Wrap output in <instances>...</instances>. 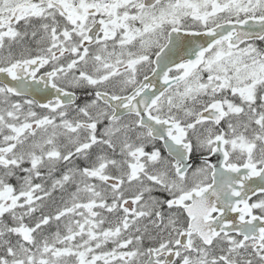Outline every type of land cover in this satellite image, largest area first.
<instances>
[{
	"label": "snow or ice",
	"instance_id": "6c2138e0",
	"mask_svg": "<svg viewBox=\"0 0 264 264\" xmlns=\"http://www.w3.org/2000/svg\"><path fill=\"white\" fill-rule=\"evenodd\" d=\"M0 264H264V0H0Z\"/></svg>",
	"mask_w": 264,
	"mask_h": 264
}]
</instances>
